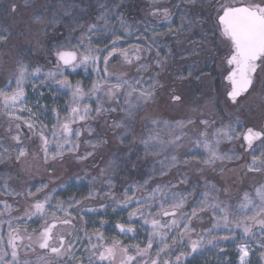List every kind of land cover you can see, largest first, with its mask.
I'll list each match as a JSON object with an SVG mask.
<instances>
[{
	"label": "snow or ice",
	"instance_id": "snow-or-ice-1",
	"mask_svg": "<svg viewBox=\"0 0 264 264\" xmlns=\"http://www.w3.org/2000/svg\"><path fill=\"white\" fill-rule=\"evenodd\" d=\"M151 3L157 4L159 0H151ZM151 15L161 16L164 22H170L172 18L168 8L154 7ZM217 16L221 36L230 45V53L226 57L230 70L225 77L231 84L228 97L236 103L237 98L252 86L253 74L257 68L264 64V4L235 6L225 2L220 6ZM97 21H103V25L90 24L80 35L76 44H71L69 41L67 46L61 45L55 50L56 71L44 72L40 66L30 69L27 64L21 63L14 75L15 88L11 91L0 89V115L8 118L9 124L6 131L15 144L12 151L16 152L17 162L29 155L26 145L22 143L23 134L20 131L22 125L17 121L23 120V126L28 128L32 136H38L39 152L32 155L34 159H38L42 154L43 162L47 165L49 161L63 160L67 154L75 155L79 151V139L82 132L87 131L90 134L93 131L88 121L109 111L119 110L124 113L123 119L113 121V127L125 130L120 137L123 141L127 138L129 123L136 111L155 98V88L159 81L154 75L150 77L152 83L145 87L143 73L149 71L150 65L140 62L145 58L142 57V53L151 52L154 46L159 47L155 37L150 40L145 39L143 44H129L124 47L120 42L132 35L130 26L124 19L119 18V28L110 27L108 13L105 11L97 17ZM120 31H123V36L117 34ZM144 31L147 32L148 29ZM93 36L97 37L95 41L92 39ZM4 39L5 37L0 36V41ZM102 40H106L104 48L93 47V44L100 43ZM101 58L104 65L102 69ZM114 59L122 65H135L136 75L129 77L126 72L118 75L110 72L108 65ZM154 63L156 68L163 71L166 58L161 57L160 52L157 51ZM90 66L97 79L93 81L88 91H85L79 82L72 85L64 75L66 70L75 71L79 67H83L87 72ZM58 76L63 78L57 79ZM35 81L40 83L37 84ZM29 83L34 92L39 87H50L55 84L59 89H67L71 93L67 111L63 115L61 110L56 108L51 110L56 116L51 129L39 120L43 113L38 110L33 111V108L26 103L28 100L26 88ZM11 87L10 80L7 88ZM40 95L42 96L43 93L41 92ZM105 98L107 102L114 101L115 104L106 107ZM121 98H123L122 103ZM171 99L173 102H178L181 98L173 95ZM91 102L95 103V109ZM116 105H119V108ZM39 107L42 106L38 105ZM18 113H27L28 117L25 119ZM186 123L192 124L193 120L189 119ZM82 124L84 127H81ZM200 124L204 125V129L199 131L195 139L190 140L191 147L188 148V152L196 151L198 156V150L202 148L206 158L198 160L197 156H193L192 159L206 166L214 165L217 160L239 159V156L220 153L218 148L224 141L242 140V147L246 146L245 151L251 150L252 153L251 162L247 165L248 171L264 170V150L261 151L260 156H257L256 149L253 147L256 141L264 145V130H256L253 127L241 130L242 126L238 120L230 121L215 128L210 140L207 131L209 121L201 119ZM150 125L151 128L148 124L145 125L146 135H142L141 143L145 152H156L158 147L157 155L161 152L169 153L166 156V162H160V174L165 175L168 168L180 163L176 151L185 147L182 141L186 134L182 131H172V129L182 130L185 127V121H177L173 125L166 120L152 119ZM161 126H163L162 129ZM155 129L168 130L170 138L165 141L160 131ZM85 143L92 144L93 149L100 146L99 143L93 144L92 141H85ZM51 145H55V151H52ZM0 148H3L5 153L9 151L2 142H0ZM92 154L87 152L85 155L76 156V159L82 161ZM2 157L3 153H0V158ZM184 163L187 164L188 160ZM109 167L114 165L110 162ZM49 171L54 172L55 169L49 165ZM105 172L106 169H101L102 176ZM114 175L115 173L110 174L104 180V183L108 185L105 196L111 203H102L99 208L82 206L84 201L98 197L99 193L95 190V181L98 177H92L89 181L92 187L86 197L69 198L66 201L57 198V187H51L46 191L49 189V183L41 182L36 186L35 192L31 191L30 186L26 193L8 190L5 184L3 190H0V195L23 196L28 203L22 216L12 217L13 206L6 200H0V205H3L0 208V264H53V259L62 261L63 264H184L189 254L197 253L205 245L217 247L221 241L229 239L234 241L237 230L242 241L237 248L239 264H250V251L253 248L250 241L256 238L258 233L260 234L259 249H261L259 255L261 259H264V185L255 188L254 195L245 191L239 198V202L232 206L219 200L215 186L206 184L205 191L201 194L203 199L198 200L191 210L187 211L186 206L193 195L191 192L172 191L168 185L162 184H157L148 190L147 185L151 180L149 177L143 183L137 182L125 188L123 194L117 197L112 191ZM51 182L54 183V181ZM58 187L64 189L67 184L61 183ZM109 207L113 212L128 210V220L124 223H116L115 228L119 234L123 236L132 234L131 238L135 239L138 223L139 229L147 233V242L143 246L141 243L125 245L115 238L109 241L104 232L100 230L89 232L84 225L77 227L74 223L76 220L74 212L77 209L79 212L93 213ZM207 211L212 212L211 227L197 231L193 227V221L202 220L200 214ZM5 215L10 218L3 219ZM35 218L41 221L39 231L34 230L28 233L25 228L22 234L21 224H27ZM83 219L81 215L80 220ZM106 223V220L101 219L100 228H104ZM220 231L227 234L218 235ZM25 240L28 243H24ZM185 245L190 249V253L184 251ZM154 247L156 248L155 256L152 255ZM36 248H39L41 253L37 255L35 261L21 260V252L27 257L30 252L34 253ZM78 249H83L79 255H77ZM177 249L180 251L177 252Z\"/></svg>",
	"mask_w": 264,
	"mask_h": 264
},
{
	"label": "rangeland",
	"instance_id": "rangeland-1",
	"mask_svg": "<svg viewBox=\"0 0 264 264\" xmlns=\"http://www.w3.org/2000/svg\"><path fill=\"white\" fill-rule=\"evenodd\" d=\"M90 1L93 0H89L88 2ZM163 1L165 0H159L157 5ZM98 2L100 3L96 2L95 4V8H97L95 12L96 15L93 17L78 19V22H76L75 25L76 27L70 32L71 34L65 36L64 43L61 45L67 46L69 41H71V44H76L80 35L85 32L88 26L92 23H100L103 25V21H97V17L102 12L106 11L108 13V23L110 27L119 28V18L124 19L130 26L132 35L130 37H125L120 42L122 46L127 47L129 44H143L145 39L150 40L152 37H155L156 44L159 45V47L154 46L151 52L142 53V57L145 58L140 61L141 63H148L150 65L149 71L143 73L145 81L144 86L147 87L152 83L150 77L154 75L159 81L155 88V98L136 111L133 119L129 123L127 138L123 141L120 137L124 134L125 130L123 128L113 127V121L123 119L124 113L119 110L115 112L109 111L94 120L88 121V124L92 127L93 131L90 134L87 131L82 132L79 139V151L75 155L67 154L63 160H57L55 162L49 161V164L47 165L43 162L42 154H40L38 159L33 158L32 154L39 152L40 140L38 136H32L29 132L22 133L25 136H23L22 143L26 145L29 155L20 162H17L15 158L16 152L12 151L15 144L9 138V133L6 131L9 124L8 118L4 115H0V142H2L5 147L9 148V151L6 153L3 151V148H0V153H3V157L0 158V178H2L0 179V190H3V186L6 184L8 190L26 193V190L31 186V191L35 192L36 186L41 182H44L49 183V189H46V191L50 190L51 187H57L56 196L60 200L66 201L69 198L83 199L88 195L89 190L92 187L89 181L92 177H98L95 181V190L99 193L98 197L94 200L84 201L82 206L99 208V205L102 203H111L110 200L105 198V193L108 192V185L104 183L106 177L115 173L113 176L114 187L112 191L115 192L117 197H120L124 192L123 188L121 192L115 191L116 189H119V177L124 172V167L132 166L131 164H134L139 168H142V178L139 183H143L145 179L151 177V180L147 185L148 190H151V188L157 184H162L168 185L172 191L193 193L186 206L185 210L187 211H190L191 207L198 200L203 199L201 194L205 191L206 184L209 186H215V189L217 190L216 195L219 200L226 204H231L232 206H235L239 202V198L245 191L254 195L255 188L264 185V170L259 172L248 171L247 165L251 162L252 153L251 150L245 151L246 146L242 147V140L233 142L224 141L218 148L220 153L239 156V159L217 160L212 166L203 165L202 163H198L197 160L192 159L193 156H197V152L193 151L189 153L188 148L191 147L190 140L195 139L198 136L199 131L204 129V125L200 124L201 119L209 121L207 131L210 140L212 139L211 133L215 128L230 121L234 122L238 120L242 126L241 130L248 127H253L256 130H264V64H261L253 74V83L250 89L238 97L236 103H233V101L227 97V93L230 91V83L225 79L230 70L226 62V57L230 53V45L228 41L221 36L215 23H210L209 20H207L208 29L212 28L211 31L216 34V36L213 37V40H209L213 42V45L220 44L221 50L218 52L215 50L213 51V48L209 46V43H203L198 36L191 38L192 36H190V33L193 32L194 27L197 26L195 24L198 22L194 21L193 23L192 20L188 21V19H186V15L189 13L183 10L184 8H180L186 6L183 5V2H178V0L177 2L175 1L173 5V10L175 12L172 13L170 22H164L163 20L162 22H159L154 16L151 18L147 16L144 17L147 5H155L151 3V0H143V4L142 6H139L137 12L135 10L126 12V9L124 11V8L118 10V6H116L115 3L111 4L109 0H99ZM232 2H237V5H239V3H245V5L264 4V0H233ZM25 3L26 5H24V7L34 6L35 9L41 10L40 0H26ZM55 3L60 8V11L62 10V15L69 13H65L66 10H68L67 0H57ZM164 5L165 4L162 6L165 7ZM77 9L82 11L79 6ZM21 14L14 17L15 19L10 21L9 26L5 25L6 23L3 24L0 19V36L5 37L3 41H0L2 47L0 53L7 49L5 48L6 41L7 45H9L13 43L12 40L16 42L17 48L25 47L30 50V54L27 55V57H24L19 56V54L16 55V50L12 49L13 52H11V57L6 66L7 68H5L6 70L3 71L0 69V76L2 77L0 78V81H2L0 89H7L8 91L15 88L14 75L17 72L19 64H27L30 69L37 66H40L43 69L40 59L42 54H40V52L43 51L44 53L45 50H48L46 42L43 41L42 24L35 23L36 25H29ZM128 15H131L132 17H128ZM195 19L198 18L195 17ZM21 23H23V25L27 23L25 28L22 29ZM200 24L201 21H199L198 25L201 27ZM146 28L148 29L147 32L144 31ZM117 34L124 35L123 31H120ZM176 37L178 39H176ZM52 39H57V36H52ZM92 39L95 41L97 37L93 36ZM169 39H173V42H170ZM206 40L207 38L205 41ZM105 42L106 40H102L100 43L93 44V47L102 49L105 46ZM61 45L56 46L55 48L57 49ZM25 48L23 50H25ZM56 49H52L53 51L51 52L53 55ZM157 51L160 52L161 57L166 58V64L163 71L156 68L154 63ZM208 52L212 56L206 57ZM4 56V54H0V63L7 62L5 59H2ZM0 66L2 65L0 64ZM100 67L101 69L104 67L102 58L100 61ZM210 67H212V69ZM108 68L109 71L115 75H118L121 72H126L129 77L136 75L135 65H122L115 59L109 63ZM209 68L211 69V73ZM42 71L47 72L52 70L45 69ZM156 73H159V75H156ZM1 74H3V76ZM64 75L72 85L79 82L84 87L85 91H88L93 81L97 79L96 74L92 72L91 66L88 68L87 72L83 67H79L75 71L70 69L66 70ZM62 78L63 77H57V79ZM41 79H43V77H41ZM10 80L12 81V87L7 88ZM35 83L39 84L40 81H35ZM41 92L43 93L42 96L40 95ZM26 94L28 96L26 103L33 108V111L38 110L43 113L39 117V120L46 124L49 129H51L56 120V116L51 110L53 108L61 110V114L63 115V113L67 111L68 102L71 99V93L67 89H59L55 84H52L50 87H39L34 92L31 83H29L26 88ZM173 95L179 96L181 99L178 102H173L171 99ZM122 99L123 98H121V103ZM105 100L106 107H111L115 104L114 101L107 102V98H105ZM91 103L93 109H95V103ZM38 105L42 107L38 108ZM116 106L119 108V105ZM18 114L25 119L28 117L27 113ZM152 119L166 120L173 125L177 121H185V127L182 130L179 128L172 129V131H182L186 134L182 141L185 147L176 151L180 163L174 167L168 168L165 175L160 174V162H166V156L169 155V153L161 152L157 155L156 152L159 151L158 147L156 152H145L144 146L141 143L142 135H146L145 125L148 124L151 128L150 121ZM189 119L193 120L192 124L186 123ZM17 122L21 123L23 120ZM81 127H84V125L82 124ZM162 127L163 126H161V129ZM155 130L160 131V135L165 141L170 138L168 130ZM37 131H39V129H37ZM14 132L15 128L13 127V133ZM29 137H31V140H29ZM85 141H92L93 144L99 143L100 146L93 149L92 144L85 143ZM50 147L52 148V151H55V145H51ZM253 147L256 149L255 155L260 156L261 151L264 150V145H261L260 141H256ZM101 151H104L103 154H99ZM87 152H92L93 154L82 161L76 159V156L85 155ZM198 152V160L206 158V154L203 152L202 148L199 149ZM65 160H73L71 165L80 166L81 169L75 173L73 172L74 174L70 177H64L61 179L59 171L55 168L57 166L54 165ZM94 160L102 162H95ZM185 160H188L187 164L184 163ZM32 162H38L40 166L43 165V167L47 169L46 174L52 175V177L45 178V176H41L36 178L31 175L28 177L21 176L25 172H21V174L17 167H29L26 166V164ZM110 162L114 167H109ZM49 165H51L52 168H55L54 172L49 171ZM101 169H106L103 176L101 175ZM77 177H79V180H77ZM23 179L29 182L24 190L21 185L17 184ZM51 181H54V183ZM181 181L186 182L182 183ZM61 183H66L67 187L60 189L58 185ZM173 185L175 187H171ZM209 199H211V197H209ZM0 200H6L8 204L13 206V211L11 213L12 217H15L16 214L22 216L23 214L21 213L24 212L28 203L23 196H10L7 194L0 195ZM2 207L3 205H0V208ZM78 213L84 214V219L81 220L82 223L79 221L80 225H92L95 229L99 227V229L96 230H103L102 232H104L106 236L112 235V232L110 231H114L113 227L116 223H124L128 220V210H117L116 212H113L111 207L93 213L79 212L78 210ZM203 215L206 220L202 223L203 227H201L203 229L210 228L212 224V212L207 211L204 212ZM9 218L8 215L3 217L5 220ZM101 219L107 221L104 228L107 230L112 228L110 231H106V229L101 230ZM37 221H40V219L35 218L31 223ZM198 222L199 220L193 221V227H195L197 231L200 229ZM26 225L27 224H24V226ZM21 226H23V224H21ZM136 227L138 228V231L136 232L135 239H129L128 236L121 235L122 238L124 237L121 240L129 242V245L141 243V246H143L147 242V233L139 229L138 223ZM5 230H7V225H5ZM226 234L227 233L224 231L218 233V235ZM115 237L120 238L117 235ZM259 237L260 234L258 233L256 238ZM229 240L227 241H229L228 243H232V246L228 244L226 251L227 259H225V256L223 264H231L229 260L235 257V249L238 248L240 243H242L239 230H237L235 240ZM223 243L224 242L221 241L216 249L219 250L221 248L220 245ZM206 250L209 252L212 248H207ZM82 251L83 250L79 249V252ZM178 251H180V249H177V252ZM220 251L225 252L224 250ZM154 253H156V248L152 249V255Z\"/></svg>",
	"mask_w": 264,
	"mask_h": 264
},
{
	"label": "trees",
	"instance_id": "trees-1",
	"mask_svg": "<svg viewBox=\"0 0 264 264\" xmlns=\"http://www.w3.org/2000/svg\"><path fill=\"white\" fill-rule=\"evenodd\" d=\"M25 1L26 0H0V19L2 20L3 24L6 23L5 25L9 26L10 21L15 19L14 17L21 14V12H22L21 15L24 16L26 22L29 25L30 24L34 25L35 23H41L42 24L41 25L42 31H43V38H44L43 41H45L46 46H48V50H45L44 53H43V51L40 52V54H42L40 57L41 64L43 66L42 70L49 69L52 71H56V59L51 52V51H53L52 49H56L55 48L56 46H59L62 43H64L65 36L71 34L70 32H72L74 27H76L75 25H76V22H78L77 21L78 19H80V18L84 19V18H88L91 16L92 17L95 16L96 15L95 12L97 10V8H95V4H96V2L97 3H100V2H98L99 0H93L90 2H88L89 0H67L68 10H66L65 13H68V12L69 13L62 15V10L60 11V8L55 3V2H57V0H40L41 10L35 9L34 6L24 7V5H26ZM103 1H105V0H103ZM109 1L111 2V4L115 3L116 6H118L117 8H119L118 10L124 8V11L126 9V12L134 11V10L137 12V10H139L138 9L139 6L140 5L142 6V4H143V0H109ZM175 1L177 2V0H172V1L171 0H165L158 5L157 4H155L154 6L147 5V7H146L147 9H146V13H145L144 17L147 16V17L151 18L153 16V15H151V12H152V9L154 7H156V8H168L171 11V13L175 12L173 10V5H174ZM232 1L233 0H211V1L210 0H178V2H183V5H186V6L180 7V8H184L183 10H185V11H187V13H189L186 15V19H188V21L192 20L193 23H194V21L198 22L197 24H195L197 26L194 27L193 32L190 33V36H192L191 38H195L198 36V38L201 39L203 43H209V46L211 48H213V51L215 50L216 52H218L219 50H221L220 44L219 45H213V42H211L209 40V39L213 40V37H215L216 34H214L213 31H211L212 28L208 29L207 20H209L210 23H212V22L215 23L217 28H218V23L216 21V18H217V13L220 9V6L222 4H224L225 2L237 5L236 4L237 2H232ZM162 3L165 4L164 5L165 7L162 6L163 5ZM239 4H241V3H239ZM243 4H245V3H243ZM18 6H19V8H18ZM78 6L81 8L82 11H79L77 9ZM20 10H21V12H20ZM128 17H132V16L128 15ZM154 17L157 21L162 22L161 16L156 15ZM195 17H197L198 19H195ZM199 21H201V24H200L201 27L198 26ZM26 24L23 25V23H21L22 29L25 28ZM37 26H40V25H37ZM8 29H9V27H8ZM68 31H69V33H68ZM218 31H219V28H218ZM54 35L57 36V39H52V36H54ZM206 38H207V40H206L207 42L205 41ZM173 39H169L170 42H173L172 41ZM176 39H178V38L176 37ZM12 42H13L12 44L7 45V41H6L5 48H7V49L6 50L4 49L5 51H2L0 53V54L5 55L4 58H2V59H5L7 61L6 63L5 62L0 63L2 65V66H0V69H2L3 71L6 70L5 68H7L6 66H7V63L9 61L10 57H11L10 56L11 52H13L12 49H15L16 53H17L16 55L19 54V56L27 57V55L30 54L29 49H26L25 47H18L17 48L16 42L13 40H12ZM219 43H220V41H219ZM1 48L2 47L0 45V49ZM24 48H25V50H23ZM7 52H8V54H7ZM208 56H212V55H210V53L208 52L206 57H208ZM210 59L213 60L212 58H210ZM210 68L212 69V67H210ZM209 69H208V72H209ZM211 69H210V73H211ZM1 75L3 76V74H1ZM0 78H2V77L0 76ZM1 82L2 81H0V84H1ZM21 125L22 126H21L20 131L22 133H26V132L28 133L29 132L28 128L23 126V122H21ZM103 152L104 151H101V153H99V154H103ZM95 162L101 163L102 161H95ZM72 163H73V160H69V161L65 160V161H62L61 163H57L54 165V166H57L55 168H56V170L59 171L61 179L64 177H70L76 171L81 169L80 166H72L71 165ZM131 165L132 166H127V167L123 168L124 172L119 177V180H118L119 189H116L115 190L116 192H121L122 188H123V190H125L126 187H129L130 185H133L134 183L141 181L142 168H139L138 166H136L134 164H131ZM26 166H29V167H25V166H23L22 168L17 167V169H19L18 171L20 173L25 172L24 174L21 173L22 174L21 176H23V177H28L30 175L34 176L36 178H39L41 176H45V178H48V177L51 178L52 177V175L46 174L47 169L45 167H43V165L40 166V164L38 162H32V163L26 164ZM17 184L21 185L22 189L24 190L27 187V185L29 184V182L27 180L23 179L22 181H20V183H17Z\"/></svg>",
	"mask_w": 264,
	"mask_h": 264
},
{
	"label": "flooded vegetation",
	"instance_id": "flooded-vegetation-1",
	"mask_svg": "<svg viewBox=\"0 0 264 264\" xmlns=\"http://www.w3.org/2000/svg\"><path fill=\"white\" fill-rule=\"evenodd\" d=\"M21 214H23V213H21ZM82 214L81 213H78V210H76L74 212V215L76 216V220L74 221V223L77 225V227L81 226L79 224V221H80V223H82V221L80 220V216ZM200 215L202 217V220H199V222H198V224H199L198 226L200 228L199 231L201 229H203L202 228L203 227L202 226V223H204L205 220H206V218L204 217L203 213H201ZM16 216H20V215L16 214ZM83 216H84V214H83ZM196 221H198V220H196ZM40 227H41V221H37V222H34V223L33 222L31 223V221H29L26 226H24V224H23V226H21V232L23 234V230L25 228H27L28 233H32L34 230L36 232H38L39 229H40ZM85 227L87 228V230L89 232L94 231V229H95L92 225L91 226L86 225ZM113 228H114V231H110V229H112V228H110L108 230L106 228H102V229H106V231L112 232V235L111 236H106L105 235L106 239L109 238V241H111V239H113V238L118 239V240L123 239L124 237L122 238L121 234H119V232L115 228V226ZM96 229H99V227H97ZM81 235H82V233H81ZM116 235L119 236L120 238H116L115 237ZM128 238L129 239L131 238V234L128 235ZM121 241H122L123 244L129 245V242H125V240H121ZM229 241H227V240L226 241H223L224 243L222 245H220L221 248L219 250L216 249V247H212L210 245H205L204 248L199 249L197 251V253H195V254H189L187 256V260L184 262V264H223V259L225 258V256H226L225 259H227V252L226 251H227V248H228V244L230 246H232L231 245L232 243H228ZM24 243H28V241L25 240ZM250 243L253 244V248L250 251V264H264L263 263V259H261L260 255H259V251L261 250V249H259V244H257V243H260L259 238H254L252 241H250ZM207 248H209V249L212 248V250H210L209 252H207V250H206ZM81 250H83V249H81ZM220 250H224L225 252L220 251ZM184 251L186 253H190V249L187 247V245H185ZM235 252H236L235 253V257H233L231 260H229L231 264H238V262H239V260H238L239 253H238L237 248L235 249ZM40 253H41V250L39 248H36L35 252L34 253L33 252H30L27 257H25L24 256V253L21 252L20 258H21V260L30 259L32 261H35L37 255H39ZM79 253L80 252H79V249H78L77 250V255H79ZM153 256H155V253L153 254ZM53 264H63V262L62 261H56L55 259H53Z\"/></svg>",
	"mask_w": 264,
	"mask_h": 264
},
{
	"label": "water",
	"instance_id": "water-1",
	"mask_svg": "<svg viewBox=\"0 0 264 264\" xmlns=\"http://www.w3.org/2000/svg\"><path fill=\"white\" fill-rule=\"evenodd\" d=\"M236 6H244V4L241 5H236ZM217 22H218V17H217ZM230 90H231V84H230ZM227 97H228V93H227ZM229 98V97H228ZM230 99V98H229ZM263 263H264V259H263Z\"/></svg>",
	"mask_w": 264,
	"mask_h": 264
},
{
	"label": "bare ground",
	"instance_id": "bare-ground-1",
	"mask_svg": "<svg viewBox=\"0 0 264 264\" xmlns=\"http://www.w3.org/2000/svg\"><path fill=\"white\" fill-rule=\"evenodd\" d=\"M239 253V252H238ZM238 264H239V262H238Z\"/></svg>",
	"mask_w": 264,
	"mask_h": 264
}]
</instances>
